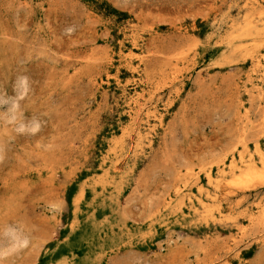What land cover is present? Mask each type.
I'll return each instance as SVG.
<instances>
[{
  "label": "rangeland",
  "instance_id": "obj_1",
  "mask_svg": "<svg viewBox=\"0 0 264 264\" xmlns=\"http://www.w3.org/2000/svg\"><path fill=\"white\" fill-rule=\"evenodd\" d=\"M263 24L264 0H0V264H264V182L221 172L264 150Z\"/></svg>",
  "mask_w": 264,
  "mask_h": 264
},
{
  "label": "bare ground",
  "instance_id": "obj_2",
  "mask_svg": "<svg viewBox=\"0 0 264 264\" xmlns=\"http://www.w3.org/2000/svg\"><path fill=\"white\" fill-rule=\"evenodd\" d=\"M253 26L252 25H247L244 28V33H250L253 31ZM255 35L257 36V40H261L264 42V24L261 25L260 28H258L257 32H253L250 35ZM256 40V39H255ZM255 40L253 42H255ZM121 49L124 48L123 44L121 43ZM123 51H125L123 49ZM122 51V52H123ZM131 51H129L126 56H130L131 55ZM134 55V54H133ZM136 55V54H135ZM133 57V56H132ZM262 58V57H260ZM263 59V58H262ZM258 60V59H257ZM263 62V61H262ZM257 63V62H256ZM258 65V64H257ZM133 67V66H132ZM135 67V66H134ZM131 71L133 72H139L140 71V67L137 66L135 68H130ZM115 79L119 82L118 86L119 88L117 89V91L119 92V98L122 100L123 105H125V107L128 109V111L126 112L128 114V116L133 119L134 121L136 120V117H138V111L139 109H137V106H140V102L143 99V94L141 92H139L138 90H134L132 94H127L125 88H123L122 86H120L121 82H120V78L118 75V71L116 70V73L114 74ZM136 84V83H135ZM22 88V87H21ZM151 93V92H150ZM149 93V95H150ZM153 93H151L152 95ZM150 95V96H151ZM148 100H152V98L150 97V99ZM140 104V105H139ZM144 104V103H142ZM149 104V103H148ZM152 104V103H151ZM133 105V106H132ZM145 105V104H144ZM14 106V105H13ZM11 106V107H13ZM132 106V107H131ZM143 105L140 106V108ZM151 108H147V113L144 117V121L141 124L142 127H144L145 129L148 130V135H153L155 133V131L162 126L163 123V117L159 115L158 113V109H157V104H153L151 105ZM145 107V106H144ZM163 107V106H162ZM165 107V106H164ZM137 110H136V109ZM151 118H153V122L150 123ZM256 144V143H255ZM257 155L258 161L255 162V160L253 158H251L252 156H250L249 159L245 160L242 156H240L239 160H240V164H236L233 163V160L231 161L232 163H230V165L226 168V169H222L221 172H225L224 175H228V180L227 183L230 187L239 189L240 187H249V183H253L256 180H260L264 182V150L260 149L259 144H257L255 146V150H254ZM221 176H223L222 174H220ZM208 179H211L210 176H208ZM222 179V178H221ZM263 182H261L263 184ZM209 183V182H208ZM211 183V182H210ZM202 187H200L201 189ZM201 192V191H200ZM201 194V193H200ZM208 197V196H207ZM211 198V197H209ZM215 199V198H212ZM202 203V202H201ZM200 204V202H199ZM201 205V204H200ZM201 209V208H200ZM191 211V210H190ZM196 215L199 216L198 213H200V210L198 208L194 209L193 211ZM190 213V212H189ZM9 232V231H8ZM7 232V233H8ZM7 239L9 240V243H11L12 247H16L17 245H20V243L22 242L18 236H16L14 234V232L8 233L6 235ZM22 238V237H21ZM11 248V247H10Z\"/></svg>",
  "mask_w": 264,
  "mask_h": 264
}]
</instances>
